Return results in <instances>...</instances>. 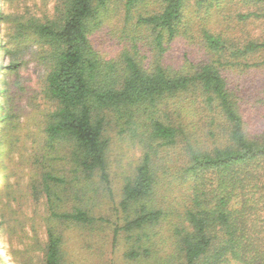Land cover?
Segmentation results:
<instances>
[{
    "label": "trees",
    "instance_id": "16d2710c",
    "mask_svg": "<svg viewBox=\"0 0 264 264\" xmlns=\"http://www.w3.org/2000/svg\"><path fill=\"white\" fill-rule=\"evenodd\" d=\"M222 1L4 0L0 187L21 177L39 208L13 262L95 264L111 243L126 264H264V80L244 77L264 39L233 42L257 16L235 35L190 10Z\"/></svg>",
    "mask_w": 264,
    "mask_h": 264
},
{
    "label": "rangeland",
    "instance_id": "374dc122",
    "mask_svg": "<svg viewBox=\"0 0 264 264\" xmlns=\"http://www.w3.org/2000/svg\"><path fill=\"white\" fill-rule=\"evenodd\" d=\"M228 0H223L222 3H226ZM242 1V0H240ZM240 1L237 0L239 3ZM236 2V3H237ZM243 2V1H242ZM234 2V5L227 3V7L229 8L228 14L225 11L220 12L218 15L216 12V8H220L221 5L214 6L208 10L207 6L203 8H198L197 6H192L190 10L192 11L193 15L199 16L196 21L202 22L206 24L205 19L203 17L211 16L212 21H215V26H213V22L209 23L208 26H212L213 28H222V24H227L228 20L230 19L229 23L231 26L230 32H233L235 35L239 33L238 31V18L241 21H247L245 23V26L252 22V17L255 18V21L253 25H249L250 30L246 31L245 34L242 37H246L245 40L239 41L236 39V41H233L237 46H241L242 44H245L246 40H250L252 38H260L261 40L264 39V5L258 4L257 6L254 5V3H250L251 7L243 6L241 4H236ZM13 3H7L4 2V0H0V7L4 8L6 13H10L13 9L12 7ZM238 8L237 11H234V9ZM247 9H253L255 10V13L253 15H250V17L243 16L242 14H247L245 11ZM230 11V12H229ZM211 12V15H210ZM215 13L214 15H212ZM229 14H231V18H229ZM224 15H227V17H224ZM224 21V22H223ZM107 27L110 26V24L107 23ZM120 27V26H119ZM247 28V27H246ZM113 27H111L110 30H112ZM248 32V33H247ZM7 27L6 24L2 23L0 25V60L4 64H11L12 61V53L5 54L4 51V42H8V35H7ZM113 39H116L113 37ZM185 41H188L184 39ZM11 42H9L8 48H11L10 46ZM177 46V44H176ZM201 54V53H199ZM261 57V58H260ZM259 57L258 55V61H263L264 54ZM1 66V65H0ZM261 66H264V64L253 66L254 68L250 67L247 69V72L249 69H258L261 68ZM14 70V69H12ZM12 70H6L5 75V82L4 86L7 88V85H9L10 82H14L16 80L17 75ZM18 72V71H17ZM261 73V71H260ZM21 80L24 76H27L26 73L23 72V74H20ZM248 76L247 80L250 82H253V85H260L262 81L264 80V76L259 75H251L249 76V73L245 74V78ZM243 77V78H244ZM2 80V70H0V81ZM1 86V85H0ZM13 96H18L16 85L10 88V91L8 90V94ZM7 100V97H6ZM0 102L2 103L3 100L0 97ZM9 102V100H8ZM25 105V98L20 97L16 101V107H22ZM125 147H128L127 145ZM124 151H122L123 153ZM128 152V151H125ZM130 155L134 158L137 153L135 151L132 152V150H129ZM8 184H4L0 187L1 190V197H0V221L2 222L1 228L3 229V232L0 233V264H16L12 261V257L8 254L9 252L7 250H14L15 248H23V241H20V236L26 235H32V224L34 222L33 216L37 211L39 210L36 203L34 205L32 204V198L29 195V188L25 185L21 177L14 176L13 174L9 176L8 178ZM7 202H9V206L7 205ZM5 216V218H4ZM26 240V239H25ZM104 251H100L96 247L93 249V252L89 249L85 251V255L87 257H90L92 262H95V264H126L124 259L122 258L124 248L120 244L118 247V251L114 252L112 248V244L108 243L104 245ZM99 253V257H95V253ZM37 264H41L40 261L37 262ZM129 264V263H128ZM134 264V262H132Z\"/></svg>",
    "mask_w": 264,
    "mask_h": 264
}]
</instances>
